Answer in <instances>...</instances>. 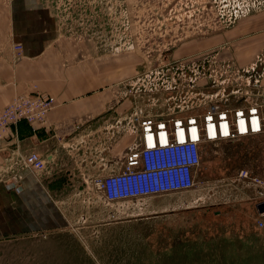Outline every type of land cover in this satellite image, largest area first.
<instances>
[{
  "label": "rangeland",
  "instance_id": "1",
  "mask_svg": "<svg viewBox=\"0 0 264 264\" xmlns=\"http://www.w3.org/2000/svg\"><path fill=\"white\" fill-rule=\"evenodd\" d=\"M39 2L68 49L86 50L106 78L118 75L128 113L166 118L199 103L264 97V0ZM196 73V90L187 91ZM136 135L127 132L133 142ZM240 140L264 177V134ZM196 180L199 188L113 202L90 188L63 203L70 221L62 228L1 237L0 264H264V233L248 209L216 203L205 190L215 180L202 170Z\"/></svg>",
  "mask_w": 264,
  "mask_h": 264
},
{
  "label": "crops",
  "instance_id": "2",
  "mask_svg": "<svg viewBox=\"0 0 264 264\" xmlns=\"http://www.w3.org/2000/svg\"><path fill=\"white\" fill-rule=\"evenodd\" d=\"M39 3L0 0V107L17 93L33 92L34 85L56 99L44 124L22 121L0 138V170L16 152L36 151L49 163L39 174L21 169L18 188L8 186L9 174L0 175V238L65 226L70 220L63 205L72 196L93 194V179L118 171L134 139L127 138L133 128L131 116L127 117L131 112L128 100L119 101L118 75L106 78L103 66H89L86 50L68 49ZM14 42L23 46L19 60L13 58ZM235 141L201 145L197 172L215 180L205 190L212 191L216 203L234 210L247 208L253 228L264 233L255 225L262 208L249 204L256 201V189L237 176L243 168L262 176L260 160L253 162L243 150L244 141L240 145ZM200 193L195 203L203 199ZM261 253L262 248L260 259Z\"/></svg>",
  "mask_w": 264,
  "mask_h": 264
},
{
  "label": "built area",
  "instance_id": "3",
  "mask_svg": "<svg viewBox=\"0 0 264 264\" xmlns=\"http://www.w3.org/2000/svg\"><path fill=\"white\" fill-rule=\"evenodd\" d=\"M14 60L23 57V46L11 45ZM214 76H212L213 79ZM197 73L189 78L187 91H195ZM17 93L12 100L0 107V138L19 122L30 125L44 124L47 114L56 106L54 96L38 91ZM260 96V94L256 95ZM182 115L163 118L157 114L134 111L131 115L132 129L136 138L125 152L118 171L99 176L92 181L94 192L107 202L140 196L185 191L199 188L196 180L200 165V146L208 142L238 140L264 134V97L244 105H228L226 102L210 101L195 104ZM47 160L36 151L25 154L16 152L0 175L9 174V187L18 188L19 171L28 169L39 174L47 169ZM237 176L247 180L256 189V207L259 211L255 225L264 229V177L240 169ZM208 188H210V183Z\"/></svg>",
  "mask_w": 264,
  "mask_h": 264
},
{
  "label": "water",
  "instance_id": "4",
  "mask_svg": "<svg viewBox=\"0 0 264 264\" xmlns=\"http://www.w3.org/2000/svg\"><path fill=\"white\" fill-rule=\"evenodd\" d=\"M263 209H261L260 211H262Z\"/></svg>",
  "mask_w": 264,
  "mask_h": 264
}]
</instances>
